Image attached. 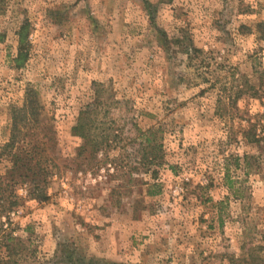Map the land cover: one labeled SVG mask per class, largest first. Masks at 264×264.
Here are the masks:
<instances>
[{
    "label": "rangeland",
    "instance_id": "1",
    "mask_svg": "<svg viewBox=\"0 0 264 264\" xmlns=\"http://www.w3.org/2000/svg\"><path fill=\"white\" fill-rule=\"evenodd\" d=\"M96 89L118 145L90 161L71 128ZM28 91L47 200L18 187L26 250L0 264H264V0H0V149Z\"/></svg>",
    "mask_w": 264,
    "mask_h": 264
},
{
    "label": "trees",
    "instance_id": "2",
    "mask_svg": "<svg viewBox=\"0 0 264 264\" xmlns=\"http://www.w3.org/2000/svg\"><path fill=\"white\" fill-rule=\"evenodd\" d=\"M24 31L25 28H21V32H19L21 39L24 38ZM191 51L198 52L199 50L192 48ZM188 53L190 52L187 50L186 54L188 55ZM23 61V55L20 53L17 62ZM94 86L101 87L98 83H95ZM100 89L95 90L93 103L85 106L79 112L77 121L71 128L72 136L81 140V144L77 148V156L90 161L95 160L99 154H107L109 149L118 145L115 142V137L118 135L117 131L100 130L99 128V121H101L99 107L108 105L109 102L113 101L111 98L105 99L102 96L103 90L100 91ZM38 107L34 92L28 91L22 106L11 111L9 139L0 149V159L6 158L11 163L10 169L4 174L0 171V216L6 220L0 222V251H7L9 258L22 254L26 250L22 245L21 238L14 236L15 229L10 228L12 222L9 216L14 214L23 202L17 193L18 187L30 184L32 190L28 192L29 197L41 201L47 200L45 192L41 191L39 195L37 190L41 183L43 186L46 185V177L49 175L48 165H45L44 157L45 145L49 141L45 138L48 137L51 128L48 125L40 128L43 136L34 142L30 140L35 135L34 129L37 126L30 125L29 122L39 124ZM21 123H24V126L20 125ZM135 131L138 138L141 139L144 171L145 173L149 172L154 177L157 174V169L164 163L161 145L155 139L156 132L153 129L141 131L138 128H135ZM12 245L15 248H11ZM4 254L5 252H3Z\"/></svg>",
    "mask_w": 264,
    "mask_h": 264
}]
</instances>
